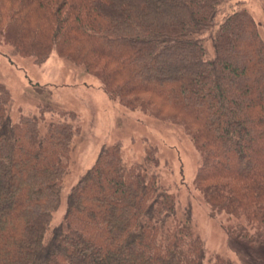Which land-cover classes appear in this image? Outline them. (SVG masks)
<instances>
[{
  "label": "trees",
  "instance_id": "obj_1",
  "mask_svg": "<svg viewBox=\"0 0 264 264\" xmlns=\"http://www.w3.org/2000/svg\"><path fill=\"white\" fill-rule=\"evenodd\" d=\"M228 0H0V42L42 64L55 51L123 107L184 127L201 154L196 188L231 236L264 244V38ZM264 2V0H263ZM209 33L213 52L203 38ZM37 94L46 86L35 85ZM41 102V101H40ZM0 82V264H205L204 242L161 184L157 148L127 163L120 143L60 204L73 111L10 116ZM236 224H232V223ZM212 264H237L216 255Z\"/></svg>",
  "mask_w": 264,
  "mask_h": 264
},
{
  "label": "rangeland",
  "instance_id": "obj_2",
  "mask_svg": "<svg viewBox=\"0 0 264 264\" xmlns=\"http://www.w3.org/2000/svg\"><path fill=\"white\" fill-rule=\"evenodd\" d=\"M233 5H241L249 11L264 38L263 0H228L222 4L218 19ZM208 36L209 33H205L203 38L213 52ZM6 52L8 46L0 42V82L11 91L9 114L13 120L21 113L39 116V105L48 102L55 110L44 113L46 120L60 119L61 110L73 111L78 117L81 131L74 139L61 183L60 204L52 214L51 229L63 220L68 195L94 165L103 145L120 143L127 163L141 161L146 148L154 146L160 182L175 195L180 215L190 210L192 226L204 242L205 264H212L216 255L237 264H264V244L254 247L242 237L231 236L226 228L227 217L224 214L211 216L194 182L201 154L184 127L140 110L133 112L111 100L97 76L55 51L42 64L15 52L4 55ZM35 85L48 87L47 94H37Z\"/></svg>",
  "mask_w": 264,
  "mask_h": 264
}]
</instances>
